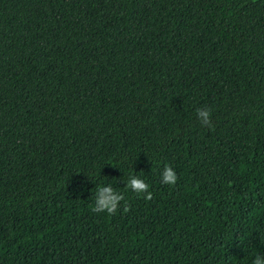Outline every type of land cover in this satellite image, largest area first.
<instances>
[{
	"label": "trees",
	"instance_id": "obj_1",
	"mask_svg": "<svg viewBox=\"0 0 264 264\" xmlns=\"http://www.w3.org/2000/svg\"><path fill=\"white\" fill-rule=\"evenodd\" d=\"M97 184L123 193L116 212L92 211ZM257 253L264 0H0V264Z\"/></svg>",
	"mask_w": 264,
	"mask_h": 264
},
{
	"label": "clouds",
	"instance_id": "obj_2",
	"mask_svg": "<svg viewBox=\"0 0 264 264\" xmlns=\"http://www.w3.org/2000/svg\"><path fill=\"white\" fill-rule=\"evenodd\" d=\"M197 118L207 123L210 118V109H197ZM177 179L174 168L165 164L160 174V182L172 185ZM126 187L137 195H144L145 199H151L152 193L148 191L149 184L138 175H129L126 179ZM124 199L123 193L114 189L110 184L95 185L93 212L112 214L120 207V202ZM127 210V209H125ZM251 264H264V253L254 255Z\"/></svg>",
	"mask_w": 264,
	"mask_h": 264
}]
</instances>
